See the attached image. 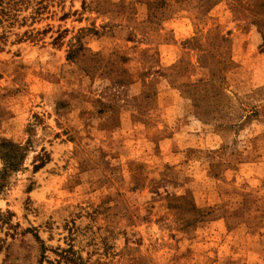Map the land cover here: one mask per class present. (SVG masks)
Returning <instances> with one entry per match:
<instances>
[{
	"label": "rangeland",
	"instance_id": "obj_1",
	"mask_svg": "<svg viewBox=\"0 0 264 264\" xmlns=\"http://www.w3.org/2000/svg\"><path fill=\"white\" fill-rule=\"evenodd\" d=\"M0 264H264V0H4Z\"/></svg>",
	"mask_w": 264,
	"mask_h": 264
},
{
	"label": "trees",
	"instance_id": "obj_2",
	"mask_svg": "<svg viewBox=\"0 0 264 264\" xmlns=\"http://www.w3.org/2000/svg\"><path fill=\"white\" fill-rule=\"evenodd\" d=\"M4 2V0H0V5H2V3ZM236 2V1H235ZM238 4V3H236ZM258 24H260V21L257 22ZM224 39V38H221ZM73 53V51H72ZM6 157L8 158V160H6V167L4 168V170L7 169H15L18 166V162L16 160V157H13L11 155H4V158L6 159ZM15 158V160H14ZM38 161H40V163L36 164L35 169L38 170L39 168H41L48 160V154H46V152H43L42 154H40L38 157Z\"/></svg>",
	"mask_w": 264,
	"mask_h": 264
}]
</instances>
